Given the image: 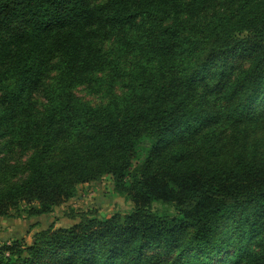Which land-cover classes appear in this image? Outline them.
I'll return each mask as SVG.
<instances>
[{
  "label": "trees",
  "instance_id": "16d2710c",
  "mask_svg": "<svg viewBox=\"0 0 264 264\" xmlns=\"http://www.w3.org/2000/svg\"><path fill=\"white\" fill-rule=\"evenodd\" d=\"M104 176L0 264H264V0H0V217Z\"/></svg>",
  "mask_w": 264,
  "mask_h": 264
},
{
  "label": "rangeland",
  "instance_id": "374dc122",
  "mask_svg": "<svg viewBox=\"0 0 264 264\" xmlns=\"http://www.w3.org/2000/svg\"><path fill=\"white\" fill-rule=\"evenodd\" d=\"M75 93L91 104H97L101 100L99 96L89 95L82 88L77 89ZM131 209L132 204L114 191L111 177L104 176L99 181L79 185L75 195L55 207L51 214L29 219L0 217V245L14 239L29 244L32 235L38 231L50 227H69L77 223L78 214H93L102 219L115 213L124 215Z\"/></svg>",
  "mask_w": 264,
  "mask_h": 264
}]
</instances>
